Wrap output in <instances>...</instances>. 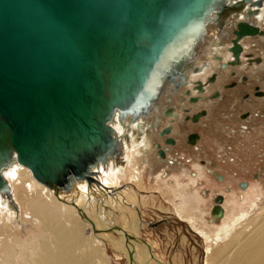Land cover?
Masks as SVG:
<instances>
[{"label":"water","instance_id":"water-1","mask_svg":"<svg viewBox=\"0 0 264 264\" xmlns=\"http://www.w3.org/2000/svg\"><path fill=\"white\" fill-rule=\"evenodd\" d=\"M263 6L264 0H0V197L14 202L5 173L18 167L57 196L83 182L106 189L99 169L111 159L124 162L116 118L134 122L150 106L160 110L157 124L161 113L172 114L173 95L200 71L215 30L225 32L230 18L247 9L251 19ZM234 34L238 60L240 41L264 31L240 21ZM170 133L167 127L161 135ZM214 200L212 222L224 216V196ZM133 239L126 233L127 244ZM129 258L134 264L132 251Z\"/></svg>","mask_w":264,"mask_h":264},{"label":"bare ground","instance_id":"bare-ground-1","mask_svg":"<svg viewBox=\"0 0 264 264\" xmlns=\"http://www.w3.org/2000/svg\"><path fill=\"white\" fill-rule=\"evenodd\" d=\"M252 8L257 9L255 6ZM246 10L234 18H230L229 24L232 26V24L234 23L237 25V23L240 21H252L253 24L264 31V7L260 8L259 15L254 16L251 19H248ZM230 25L227 26V31L225 32L219 33L217 30H215L213 42L210 41V44L205 48V59L209 63L213 61L210 64V67L204 69V71L202 72L189 74V78L191 80L187 88L191 89L193 96L205 94L197 93V91L195 90L196 88L193 87L194 82H197V80H203L206 82L209 76H211L216 70L218 71L219 69H221L219 60L217 61L214 55H221L222 61L231 59V50H229L228 48L233 44V37L232 39L230 38V40L226 39V41L224 39L228 37L231 32ZM257 36L255 37L261 39L264 42V35ZM257 38L252 39L244 37L242 39H245L243 43L241 42L242 40L240 41L243 45H245L246 52L247 46L249 45V42H251L250 40H256ZM221 40L223 41L221 45H217V42ZM263 44L261 43V45ZM249 46L252 48L251 43ZM201 63H203V59H199L198 64ZM261 69H264V63L260 66L259 70ZM222 82L224 81L222 80L221 83ZM172 83L174 84L175 82ZM206 86L207 85L205 84V87ZM220 86H217L218 89ZM171 87L172 86H170V88ZM181 92L179 95H181L182 97L183 95ZM175 96L176 95H174V97ZM181 97H177L176 99H174V103L177 102V106L175 107V111H177L176 117L170 116L169 121L167 123H164L167 124V126H173V133L171 132L172 135H174L179 128L178 121H180V117L182 116L183 119L185 117V109H183V104L180 101ZM199 98L201 100V97ZM187 105L190 106V111L197 104H190L189 99H187L185 106L187 107ZM205 106L206 104H202L201 109H205ZM147 109L149 113L146 115H140L134 122L119 120L118 118H116V120L114 121L113 125L118 130L119 136L122 139V145L124 147L123 158L126 161L122 164H125L126 166L121 164H114L113 162H111L112 159L109 161V163H107L106 167L101 166V168L99 169L100 174L97 175V178L103 183L106 189L97 184L89 187L86 182H83L78 183L76 188L70 194L61 193L60 196H57L47 186L36 181L33 177L32 172L26 167H18L13 171H6L5 174L12 187L14 198L22 209L29 212L28 215L36 218L34 227H41V230L44 232L43 238L40 240V243H38L39 247L34 250L35 252L40 250L42 252L43 250L44 253V256L42 254V259L38 260L37 264H92L91 262L87 263L86 261L88 260L84 258L92 257L95 252H99V249L93 247L91 249L89 248L87 240H84V237L81 235L80 229L77 227V224L78 226H81L83 221L91 226L104 228V221H106L107 225L111 226V230L112 228H118V225H114V223L113 225H111L107 218L102 220V216L100 214V211L103 210L102 207H106V209L112 212L113 215H109V217H113L115 216L114 214H117L113 218L119 217L122 214L123 210L126 208L130 210L133 208L136 209V206L141 204V200L146 198V196H142V191L144 185L147 184V179L144 178L147 167H150V169H152V171L150 172L151 176L149 178V181L151 183L154 181H159L164 176H168V173L166 172L167 170H165V168L170 167L169 162L167 161L168 158L174 161V156L172 154L174 153L172 152L173 147H170V145L166 146V149L163 147L162 149H164L167 153L166 158H162L158 154V147L159 144L163 146V143H165V139L159 137V132L167 126L163 127L160 131H156L161 126V123H163V118L168 117H162L159 120V124L155 125V116H157L158 113L160 114V110L153 111V107L151 106L147 107ZM177 114H179V116H177ZM161 116H163L162 113ZM191 124L194 125V123ZM188 127L190 126L188 125ZM189 132H187L184 136H187ZM157 138L159 139V141L157 140ZM177 142H179V140H177ZM150 155H153V157L151 158ZM152 159L163 160L161 163L166 164L161 169L157 170L155 168L158 161L150 162V160ZM212 167L214 168V166ZM201 168L205 169L204 166H201ZM186 169L187 168H183L182 170L185 172ZM213 173L214 176L217 175L216 172ZM203 174H205L204 171ZM178 177H180V175ZM28 180L30 181V183ZM22 184L24 186H26V184L27 186L29 185V190H27V193L19 195L18 193ZM136 185H138L139 187H137ZM254 186L255 185L252 184V181H247V187L245 189H242L241 186H239L240 188L238 189V192H240L239 195L242 194V199L245 198V195L246 197L252 195V192L255 188ZM179 187L180 186H178V189ZM166 190H168L167 192L169 193L171 192L170 189ZM176 193L178 192L174 191V193L171 194L176 195ZM183 193L187 194V192L184 191ZM212 195L213 194H211V197ZM228 195H226V201L224 197V202L222 203V207H224L223 218L220 220H215L214 222L211 221L212 209L215 206V197L213 198L214 206L212 203L213 207H211V211L209 212V215L211 216L209 224L200 222L202 216L194 212V205L189 199V201H181V204L179 203L180 206H177V204L176 211L179 217L183 221L190 223L195 231L199 234V236L204 239L207 253L206 264H264V206L261 208L260 212L255 213V216L253 218H250L248 216L249 214H251V212L250 210H248L249 212L247 211L248 208H245L244 210H241L239 208L238 210L236 208V210L228 207V203H230L229 197H227ZM22 201L24 203H22ZM238 201L239 200H237L236 202ZM204 202L206 201L204 200ZM9 204L10 203L8 201V198L0 197V264H36L29 257L31 255L30 250V253L27 252L29 243L22 242L20 239H18V234L20 233H18V231L15 230L16 228H14V224H17L16 216L18 215V213L15 212L14 207ZM238 204H240V202ZM21 211L22 210H20L19 212ZM57 212H59L58 218H56ZM103 214L104 212L102 213V215ZM25 221L28 222V220ZM112 222H115V220H113ZM221 222L222 225L220 226L219 223ZM42 227L46 229L43 230ZM140 227L141 225L138 224L135 217L132 216V218H129V220H125V225L122 224V227H120L122 228V230H117L114 233H116L118 237L122 238V242L124 243L125 247L128 248V252H135L134 264H154V262H147L151 257V252L149 250L143 249V247L145 245L147 246L148 244L142 243L139 238L131 241L129 244L126 243V233L135 236V233H137ZM124 229H128L133 232ZM104 230L107 231L109 229L105 228ZM107 235L110 236L111 234L102 232V235L98 236V238L103 239L104 237H107ZM105 240L109 241V238ZM138 242H140L141 244L139 245ZM21 246H25L22 251L20 250L22 255L17 256V252H19ZM125 254L128 259V254ZM23 257H25L24 259L29 258V262H22L21 259ZM17 260L19 261V263L17 262Z\"/></svg>","mask_w":264,"mask_h":264},{"label":"rangeland","instance_id":"rangeland-1","mask_svg":"<svg viewBox=\"0 0 264 264\" xmlns=\"http://www.w3.org/2000/svg\"><path fill=\"white\" fill-rule=\"evenodd\" d=\"M230 38L231 37L224 39L226 41V39L230 40ZM250 41L253 51L258 55L257 58L264 60V42L258 38ZM261 43L263 45H261ZM249 78L250 82L244 85L240 84L239 89L227 90L224 100L222 101L217 102L208 99L209 93L206 91L201 100L206 104L205 110H207V115L202 116L201 119H203L198 122L197 125L196 123L192 125L191 120L186 122L182 116L180 117V121H178L179 128L177 129L175 127L177 132L174 134V137L179 140V143L172 149V152H174L172 154L175 164L172 165L171 163L170 167L165 168L168 176H164L159 181H154L152 183L149 181L152 169L147 167L146 173L144 174V178L147 179V184L144 185L142 191V196L144 195L146 198L141 200V204L137 205L136 209L133 208L130 210L126 208L119 217L113 218L117 214H114L115 216L113 217H109V215H113L112 212L106 209V207H102L103 210L100 211L102 220L107 218L111 225L114 223V225L122 227V224L125 225L126 219L129 220L132 216L135 217L137 223L140 224L141 227L138 229L137 233H135V236L131 235L135 238H139L142 243L148 244L143 247V249L151 252V257L147 262H154V264H206L207 253L204 239L199 236L190 223L183 221L176 211V207L180 206L179 203L181 201L190 200L194 205V212L202 216L200 222H204L205 224H209L210 222L211 216L209 212L211 211L210 209L213 203L211 198L218 194H222L225 197V201L226 195L229 194L227 196L230 200L228 207L231 209L239 208L244 210L248 208L247 211L250 210L251 212L248 216L250 218H253L255 213L260 212L261 208L264 206V117H262L264 113V101L256 96L254 100L255 102L257 100L258 106L253 107L243 98L246 93L254 91L256 86L264 87V69L256 70L255 74L252 76H250L249 72ZM218 85L220 86V84ZM177 97L179 96H173V99ZM163 101L165 100H162V102ZM213 101H215V103ZM186 108H190V106L187 105ZM248 110L252 115L254 112L257 114L255 113V116L253 115L249 121L241 119L240 115ZM184 113L190 114L189 112ZM169 119L170 117L163 118V123H161L159 130L167 126V124L164 123H167ZM188 125L191 128L188 127ZM189 129L192 133L201 135L199 142L202 141L198 145L199 148H194L195 146L186 143L184 135L190 131ZM157 140L159 141L158 138ZM150 157L152 158L153 155H150ZM177 159L180 160L178 161ZM123 160L124 162L126 161L124 158ZM200 160H206L208 164L212 162V164L216 166L217 175L224 176V180L219 181L217 176H214V173L211 172L215 168H209L208 164V167L204 166L205 169L201 168L202 165L199 164ZM156 161L159 163H157L155 168L157 170L161 169L166 164L161 163L163 160H150V162ZM121 165L126 166L125 164ZM182 167L187 168L185 172L182 170ZM202 170L205 174H203ZM179 175L180 177H178ZM245 181H252L255 188L252 195L246 197L244 194L245 198L242 199V194L239 195L240 192H238V189L240 186L239 184ZM26 186L22 184L18 193L19 195L27 193L29 185ZM136 186L139 187L138 185ZM178 186H180L179 189ZM166 189H170L171 192H167L168 190ZM182 190L187 192V194L183 193ZM174 191L178 192L176 193L177 196L171 194L174 193ZM211 194H213L212 197ZM203 199L206 202H204ZM235 200L239 201L236 202ZM239 202L241 205L238 204ZM22 203L24 202L22 201ZM9 205H12L15 209L13 210L18 213L16 216L17 224H14L15 230L20 233L18 234V239L22 242L29 243L27 252L30 250L31 255L29 257L37 264V261L42 259V254L44 256V253L43 250L42 252L41 250L36 252L34 250L39 247L38 243H40V240L43 238L44 232L41 230V227H34L36 218L28 215L29 212L22 209L15 198L14 202ZM20 210L22 211L19 212ZM103 212L104 214L102 215ZM58 217L59 212H57L56 215V218ZM24 219L28 220V222ZM113 220H115V222H112ZM104 222V228H97L83 221L81 226L77 224L84 240H87L89 248L91 249L93 247L99 249V252H95L92 257L84 259L88 260L86 261L87 263L91 262L92 264H130V258L128 257L127 259L125 254L127 253L129 256V252L127 251L128 248L125 247L122 238L114 233L118 229L112 228L111 230V226L107 225L106 221ZM219 225L221 226L222 222L219 223ZM105 228L109 230L106 231L104 230ZM45 229L46 228H43V230ZM124 230L131 231L128 229ZM102 232L111 234L110 236L107 235V237H104L105 239L109 238V241L104 238H98V236L102 235ZM138 243L139 245L141 244L140 242ZM25 246H21L19 252H17V256L22 255L20 250L22 251ZM24 258L25 257L21 259L22 262H29V258ZM17 262L19 263L18 260Z\"/></svg>","mask_w":264,"mask_h":264},{"label":"flooded vegetation","instance_id":"flooded-vegetation-1","mask_svg":"<svg viewBox=\"0 0 264 264\" xmlns=\"http://www.w3.org/2000/svg\"><path fill=\"white\" fill-rule=\"evenodd\" d=\"M246 22H249V21H246ZM249 23H252L253 24V22H249ZM230 29H231L230 30L231 32L228 35V37H231V39L233 37V39H232L233 44L228 48L229 50H231L232 48L235 47L234 40L237 38V36L234 34V30L237 29V25L234 24V27H232V28L230 27ZM228 37H226V38H228ZM257 37H251L250 36L248 38L255 39ZM244 40H242L241 42L243 43ZM222 42H223L222 40L221 41H218L217 42L218 43L217 45H221ZM241 42H240V44L242 45V50L239 53L240 55H239V59L238 60H236V58L234 57V53L232 51L230 52L232 54L231 59H229V60H223V61H222V56L221 55L216 54V52H215L216 55L213 54L215 56V58L217 59V61L219 60V63L221 65V67H220L221 69L218 68L219 70L218 71L216 70L217 72L215 71L211 76H209L206 82L203 81V80H197V82H194L193 87L196 88L195 90L197 91V93L203 94V93H206V91H207L209 93L208 99L215 100V101L218 102V101L224 100L225 92L227 90H231V89H235L236 90V89H239V85L240 84L241 85H244V84H248L250 82L249 81V79H250L249 78V72H250V76H252L253 74H255L256 70H259L260 69V66L263 65V63H264L263 61L264 60L261 59V58H257L258 55H256V52H254L253 50H251V49H253V48H251L249 46L251 42H249V45L247 46V52H246L245 45H243ZM187 62L189 64L192 63L191 60H189ZM211 63H209L206 59H204L203 60V63L197 65V68H199L200 71H198L196 73H199V72L204 71V69L210 67V64ZM242 66H244V67H242ZM239 68H240V70H239ZM245 68H246V70H245ZM191 73H193V72H191ZM190 80L191 79L188 78L187 81L181 86V88L177 91V93L175 95H178L179 97H181V95H179V94L182 91L181 93H182L183 96L180 98V101L183 104L182 107H183V109H185V112H189L190 113L189 115L188 114H185L184 119H185L186 122L189 121V120H191V123H196V125H197V123L200 122L203 119V118L201 119V117L207 115V110L201 109L202 104H205V102L202 101V100H200L199 97H201V99H202V96L204 94L203 95H200L199 94V95L193 96L191 89L190 88H187ZM222 80L224 82L221 83ZM198 82H201L202 83V86H203V91L202 92H200L198 90V86H199L198 85ZM205 84L207 85L206 87H205ZM218 84L222 85V86L219 87V89L217 87ZM263 86H264V83H263ZM263 88L261 86H256L254 88V91H251L249 93H246L243 96L244 100H246L248 103H250V105L253 106V107L254 106H258V102H257V100L255 102L254 98H256V96H257V98L262 99L264 101V89ZM187 99H189V103L190 104H197L190 111H189V108H186V106H185ZM192 99L195 100V101H192ZM215 101H213V102L215 103ZM176 106H177V102L174 103V99H172V101L169 103V107H168L172 111V114H169L168 116H162V117H170V116H175L176 117V112H177V111H175V107ZM198 115H199V117L195 121L194 118L197 117ZM253 115L255 116V112H254ZM253 115L248 110V111L244 112L243 114H241L240 115V118L243 119V120L246 119L247 121H249V119L252 118ZM177 116H179V114H177ZM262 117H264V113L262 114ZM155 125H157L156 122H155ZM167 127H170L171 128V132H172V127L173 126L172 125H169ZM159 129H160V127L156 131H160ZM163 130H161L159 132V137L165 139L164 140L165 143H163V146L159 144V147H158L159 148L158 154L160 156H161L160 151L165 152V155L167 153L164 149H162L163 147L166 149V146H169V144L166 145V139L173 138L175 140V144L174 145H171L170 144V147L172 146L173 148H175L176 145H178V143H179V142H177V139L174 137V135H172L171 133L170 134L173 137L171 135L170 136L166 135V137H162L161 133L163 132ZM200 139H201V135L200 134H198V133H192L191 131L188 133L187 136H185L186 143L195 146L194 148H199L198 145L202 141L201 140L199 142ZM176 142H177V144H176ZM160 146H161V148H160ZM167 161L169 162V165H171L172 162H173L172 165L174 164V161L173 160H170L169 158L167 159ZM199 164H201L202 166H207L208 163H207L206 160H200L199 161ZM208 166L211 169H213L212 166H214L215 169H213V172H216L218 174V172L216 171V166L213 165L212 162L210 164H208ZM223 180H224V176H223ZM213 198H212V201H213ZM213 206H214V202H213Z\"/></svg>","mask_w":264,"mask_h":264}]
</instances>
